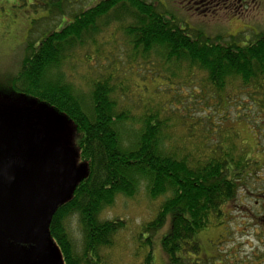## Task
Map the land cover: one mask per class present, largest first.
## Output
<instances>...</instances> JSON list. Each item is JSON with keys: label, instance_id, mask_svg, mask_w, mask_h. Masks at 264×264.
<instances>
[{"label": "trees", "instance_id": "1", "mask_svg": "<svg viewBox=\"0 0 264 264\" xmlns=\"http://www.w3.org/2000/svg\"><path fill=\"white\" fill-rule=\"evenodd\" d=\"M174 1L200 15L223 12L232 16L259 0ZM158 4L155 0H92L58 30L47 27L49 21L42 24L44 30L29 29V35L37 31L40 35L35 39L27 36L20 68L11 78L13 91L46 103L72 121L79 157L87 162L86 175L59 204L50 222L49 230L64 264H94L101 258L99 249L113 245L124 220L100 219V213L117 195L133 196L141 180L151 198L169 193L153 219L142 225L149 244L170 216L161 240L167 264H207L197 232L210 218L225 214L223 206L237 197L247 175L258 167L250 150L239 151L229 143L228 133L219 139L198 137L203 146L198 152L181 147L178 140L171 145L169 119L160 116L159 110L146 109L134 141L125 145L120 126L130 120V114L117 107L113 76L108 73L92 79L87 98L66 80L61 65L78 48L94 46L92 51L98 52L97 41L115 24L134 55L147 59L155 54L160 58L159 69L172 70V75L173 68L201 71L204 84L218 101L236 97L237 90L225 93L235 82L243 88L254 87L261 96L253 99L264 112V32L245 42L235 36L229 40L208 36L181 25L165 4ZM65 5V1L48 3L50 12L62 13ZM185 136L191 138L192 134L186 132ZM247 152L252 156L249 159L244 156ZM72 216L78 218L81 228L80 252L67 230ZM150 261L149 252L145 264Z\"/></svg>", "mask_w": 264, "mask_h": 264}, {"label": "rangeland", "instance_id": "2", "mask_svg": "<svg viewBox=\"0 0 264 264\" xmlns=\"http://www.w3.org/2000/svg\"><path fill=\"white\" fill-rule=\"evenodd\" d=\"M1 1L0 147L6 148L5 153L23 152L32 160L56 153L63 163V169L56 171V177L61 185V198L66 199L74 185L86 175L88 167L87 162L79 157L75 126L64 113L33 97L18 94L10 87L11 78L20 68L29 27L30 30H44L42 24L48 20L38 16L31 25V19L42 15V11H31L28 5H20L18 0H11L5 6ZM83 1L79 0L71 12L81 9ZM155 1L159 2L158 5L160 2L165 4L181 25L208 36H219L224 40L235 36L245 42L264 32V0L250 3L240 14L232 16L223 12L202 16L178 6L174 0ZM47 25L51 29L56 27L51 23ZM39 35L37 31L29 37L35 39ZM97 43L98 52L92 51L94 46L78 48L74 56L61 65V70L66 80L85 98L90 92L92 79L108 73L113 76L111 81L117 107L129 110L130 114V120L120 126L125 145L134 141L144 113L159 110L160 116L169 119L171 145L178 140L181 147L198 152L203 147L198 137L206 140L216 136L219 139L228 133L229 143L239 151L244 149L253 153L258 167L245 178L243 190L223 206L225 214L210 218L208 225L197 232L196 239L207 264H264V112L253 99L260 98L261 94L254 87L243 88L235 82L225 92L229 95L237 90V95L233 93L235 99L218 101L212 96V89L204 84L201 71L173 68L175 73L172 75V70L159 69L160 58L155 54L147 59L134 55L122 30L115 24L102 33ZM186 132L192 137H182ZM250 152L244 155L245 158L252 157ZM168 196L169 193L151 198L144 180L140 181L133 196L117 195L113 204L101 211L99 218H120L124 220V226L115 234L113 245L99 249L102 259L94 264H145L149 252V264H167L161 240L168 230L170 216L153 234L151 244L142 225L153 219ZM66 225L76 250L80 252L82 233L78 218L70 217ZM55 249L60 264H64L57 245Z\"/></svg>", "mask_w": 264, "mask_h": 264}, {"label": "water", "instance_id": "3", "mask_svg": "<svg viewBox=\"0 0 264 264\" xmlns=\"http://www.w3.org/2000/svg\"><path fill=\"white\" fill-rule=\"evenodd\" d=\"M5 149L0 147V240L31 244L34 264H60L48 224L65 200L56 177L63 163L56 153L32 160Z\"/></svg>", "mask_w": 264, "mask_h": 264}, {"label": "flooded vegetation", "instance_id": "4", "mask_svg": "<svg viewBox=\"0 0 264 264\" xmlns=\"http://www.w3.org/2000/svg\"><path fill=\"white\" fill-rule=\"evenodd\" d=\"M9 1H11V0H2L1 2H3V3L1 5L5 6L6 3ZM18 1L20 2V5H23V4L25 6L28 5V7L31 11L36 12V11L40 10L43 12L42 15H37L36 18L33 17V19H31V21H30L31 25H32L33 21L38 19V16L39 17L42 16V18L47 17V20L49 21V23L53 24L52 27L56 26L55 28H52V29L58 30L64 22H66L68 20H72V16L77 11L74 9L73 12H71V8L74 7L75 5H78L79 0H73V3H70L71 0H53L54 3H56V4H59L63 1H65V4H66L65 9L63 10L62 13H61V10H60V12L59 11L50 12V9L48 7V3L50 2V0H18ZM91 2H92V0H84L81 11H84V8H86L87 6H90ZM77 7H79V6H77ZM1 8H3V7H1ZM26 16H28V15H26ZM29 29H30V27H29ZM28 35H29V31L27 33V36ZM12 153H14V152H12ZM50 222H51V220H50ZM50 222L48 224V229L50 227ZM49 232H50V230H49ZM50 238H51V241L55 242V240L51 236V233H50ZM12 242L13 241L9 238H8V240H5L4 244L0 240V264H34L35 259L31 256V247H30L31 244L23 243V242H17V241L14 242V244H12Z\"/></svg>", "mask_w": 264, "mask_h": 264}]
</instances>
